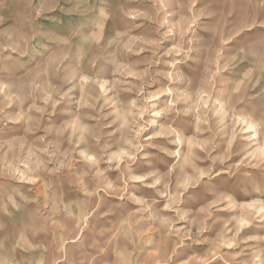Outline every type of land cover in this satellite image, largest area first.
Listing matches in <instances>:
<instances>
[{"label": "rangeland", "instance_id": "rangeland-1", "mask_svg": "<svg viewBox=\"0 0 264 264\" xmlns=\"http://www.w3.org/2000/svg\"><path fill=\"white\" fill-rule=\"evenodd\" d=\"M0 264H264V0H0Z\"/></svg>", "mask_w": 264, "mask_h": 264}]
</instances>
